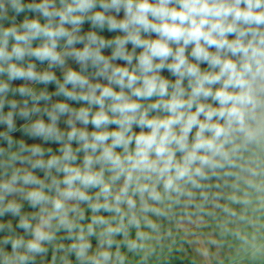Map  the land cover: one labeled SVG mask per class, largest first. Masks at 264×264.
I'll list each match as a JSON object with an SVG mask.
<instances>
[{
	"label": "clouds",
	"instance_id": "clouds-1",
	"mask_svg": "<svg viewBox=\"0 0 264 264\" xmlns=\"http://www.w3.org/2000/svg\"><path fill=\"white\" fill-rule=\"evenodd\" d=\"M9 10L16 15L36 12L46 22L25 17L17 25L13 16L10 26L0 23V124L7 126L0 140L8 145L0 147V168L5 170L0 217L18 216V227L24 230L16 234L11 222H0V232H8L0 239V264H35L49 245L51 264L60 251L74 254L78 264H125L121 247L147 253L160 231L157 220L173 214L174 207L191 215L190 205L200 213L211 202L238 220H245L249 210L264 212V0H0V21L9 19ZM121 10L123 19L108 14ZM85 21L124 35H81ZM153 33L156 39L142 35ZM37 40L40 44L33 47ZM78 43L84 46L76 48ZM106 47L112 48L111 56L103 54ZM137 48L142 49L138 55ZM26 57L47 61L49 69L64 68L66 59L73 58L81 70L65 69L61 82L50 70L37 71L32 62L25 65ZM89 67L95 69L93 78L107 84L93 83L86 74ZM164 69L176 77L174 82L161 75ZM16 79L55 82V95L87 106L76 109L57 102L41 109L38 102L51 98L47 90L11 88L10 81ZM10 91L30 98L33 106L28 99L22 107L8 100ZM153 97L154 102H147ZM18 108L23 118L41 111L48 116L49 123L36 119L23 130L59 142L60 155L13 140L9 133L16 128ZM62 115H68L70 131L58 127ZM89 124L94 131L87 130ZM109 125L117 128L109 130ZM134 126L141 131L134 132ZM46 151L51 154L47 159ZM81 152L83 160L77 164ZM36 169L44 171L43 179L34 174ZM213 187L231 191L210 192ZM17 195L38 211L22 214V203L8 198ZM221 198L228 203H219ZM81 204L92 213L86 225L80 223L85 220ZM230 204L240 205L241 211ZM258 221L248 222L253 228L264 226ZM227 223H221L223 231H228ZM60 232L71 241L68 247L54 243ZM93 236L98 244L90 255ZM117 236L122 239L117 241ZM243 242L252 260L264 259V242L257 234ZM8 244L11 251L3 247ZM197 251L210 255L207 249ZM61 260L68 264L67 256Z\"/></svg>",
	"mask_w": 264,
	"mask_h": 264
},
{
	"label": "crops",
	"instance_id": "crops-1",
	"mask_svg": "<svg viewBox=\"0 0 264 264\" xmlns=\"http://www.w3.org/2000/svg\"><path fill=\"white\" fill-rule=\"evenodd\" d=\"M7 2V0H5ZM25 3H31L32 0H24ZM39 2V0H37ZM96 10H102L99 9V7ZM110 15L116 16L117 19H123L124 18V12L123 10L120 11L119 14L113 12L108 13ZM9 19L0 21V23H3L5 27H8L12 23V17H15V23L19 25L23 22L25 17L29 19H39L41 23L46 22L42 16H40L36 12L31 11H25L20 13L19 15H16L14 12L9 10ZM89 31H95L98 35L104 37L105 39H113L117 35H124L123 32L120 31H109L107 26H105L103 29L99 28H93L90 21H85L84 24L81 26V35L87 34ZM145 36V38H151L156 39V35L153 33L150 36L148 34H142ZM233 36H230L229 39H233ZM63 41H61V46L63 45ZM40 44V41H34L33 47H36ZM84 45L82 43H78L75 45L76 48H82ZM127 48L129 51L132 50V45L129 43L127 45ZM142 51V49L137 48L136 53L137 55ZM189 53L191 51V48L187 50ZM214 51V49H213ZM103 54L105 56H111L112 48L106 47L102 50ZM189 59L192 58L189 56ZM28 62L32 63H38L39 60L32 58V57H26L24 64L26 65ZM195 62V61H192ZM118 66H127L126 62L123 60H115L113 61ZM135 63V60L133 61ZM202 70H206L208 68V65L206 63H202L200 65ZM67 68H71L75 71H80L81 66L75 61L73 58H67L66 64L64 68L61 67H53L52 69H49L52 71L58 80L63 82V76L64 71ZM95 72V69L89 67L87 71V75L90 79H92L93 83L99 82L101 84H107V81L102 78H93V73ZM161 75L165 78L175 81L176 77L170 73L167 69H164L161 71ZM6 79L5 77H2ZM185 86H187V80L184 81ZM11 88H19L21 86H24L22 79H16L10 81ZM69 88H71V85H68ZM47 90V92L51 95L50 100L39 101V104L37 105L41 109L48 107L51 108V105L57 102H64L67 103L70 107L73 108H80V107H86L87 104L84 102H77L75 100H70L64 97L63 95H55L57 92V86L55 82H51L48 84H43L37 89V92ZM115 90L119 91V88L117 87ZM8 100H16L18 102V105L20 107L23 106V101L25 99L29 100V107L31 108L32 101L30 98L24 97L18 92L13 93L9 92L7 96ZM155 97L152 98V101L147 102H154ZM146 102V103H147ZM211 103V101H208ZM10 110L7 103L5 104L4 112L7 113ZM98 110L94 108V111ZM19 108L17 109V114L14 116V122L16 125V128L14 131L9 133L13 140L20 141L23 140L24 143L28 146L32 145H39L45 150L48 148L52 149L51 154L60 155L58 149L60 148V143L55 141H45L42 137H32L28 135L24 130V126L31 123L32 121H35L36 119H43L46 123H49L48 116L41 111L40 113L32 114L29 118H23L18 114ZM152 115H156V113H152ZM163 115V114H161ZM68 115H62L58 121V127L62 131H70L69 125H67L66 121L68 119ZM202 118V117H201ZM77 127L83 128L84 125L77 123ZM117 128L116 125H109V130H115ZM7 126L6 124H0V132L6 131ZM87 130L89 132L94 131V126L89 124L87 125ZM133 131L136 133H139L141 129L137 126L133 127ZM144 131H148L147 129H144ZM195 129L193 130V133L191 135H194ZM190 135V138H191ZM73 148L78 147L79 145L74 141L72 144ZM0 147L7 148V142L4 140H0ZM134 147V145H133ZM18 148V145L13 146V150H16ZM117 151H122V149H117ZM47 151L45 152V159L49 158L51 155ZM83 153L78 154V160L77 164L82 163L83 160ZM180 155L179 153L177 154ZM17 167H22L26 165H20L17 163ZM4 169L0 168V178H4L3 173ZM34 174L37 175L39 178H44V171L40 169L34 170ZM55 175V173H53ZM63 174H60L62 178ZM212 183H215L213 181ZM31 187V186H29ZM243 187V185H241ZM91 191H96L95 189ZM210 192H217V191H223L225 193L230 192V188L225 189H217L215 187L209 189ZM239 194V193H238ZM9 199H16L20 203H22V214L25 215H31L38 211L37 209H33L30 204L27 201L21 200L20 197L17 196H10ZM197 202L199 201V198L197 199ZM219 203L221 204H227L228 201L226 199L221 198ZM230 207L234 208L237 212L241 211V206L237 204H230ZM85 211V220L81 221L82 224H87L90 222V217L92 215L91 210L88 209L86 204H81L80 206ZM214 213V215H209L207 213ZM187 213H191V215H186L185 210L180 207H174L173 214H171L168 217H161L157 220V217L151 216L150 218L153 220H157V222L160 224V231L159 233L154 234V239L149 242V251L147 253L140 252V253H132L128 252L126 247H121L120 251L123 255H125V264H264V259L259 260H252L249 255L247 254V247L248 245L244 244V238H248L250 241V238L253 234H257L261 238V242H264V226H258L257 228H253L252 224L248 221L256 222V218L259 217L258 225H264V212H257L253 213L250 210L246 214L245 220H238L236 218L228 217L226 213H224L220 208L213 207L212 203L209 202L205 205V210L203 212L197 213L194 206H189L187 208ZM99 215L109 217L111 214L106 212H101ZM225 220L228 221L227 223V229L228 231H223L221 228V223ZM0 222L7 223L11 222L14 232L16 234L23 235L24 230L22 228L18 227L19 217L13 216L10 213L5 214L3 217H0ZM145 231H148V229H144ZM7 229L5 231L0 232V239H2L5 235H7ZM66 233L60 232L57 234L58 238L54 242L55 244H64L65 247H68L71 243V241L62 239ZM131 236L132 238L135 237V229L131 230ZM27 238V237H26ZM117 241H120L122 239L121 236H117L115 238ZM92 249L90 251V255L94 254L97 250V238L95 236L90 238ZM209 241H215V243H210ZM6 251H11V245L8 244L6 246H3ZM49 251L47 254L43 256L36 257L35 264H51L52 256L54 254L53 252V246H48ZM197 249H207L210 253L209 256L205 257L202 256ZM116 249L113 248V251ZM57 260L56 264H63V261L61 260V257L67 256L68 264H78L76 261L74 254L65 253L63 251L56 252L55 253Z\"/></svg>",
	"mask_w": 264,
	"mask_h": 264
},
{
	"label": "built area",
	"instance_id": "built-area-1",
	"mask_svg": "<svg viewBox=\"0 0 264 264\" xmlns=\"http://www.w3.org/2000/svg\"><path fill=\"white\" fill-rule=\"evenodd\" d=\"M68 27H70V26H68ZM35 65H36V70L37 71L43 72V71L49 70L47 61H45L43 63L42 62H38V63H35ZM23 84H24V86L31 87V88H33L36 91H37V89L40 86L43 85V83H35V82H31V81H26V80H23ZM38 104H39V102H38Z\"/></svg>",
	"mask_w": 264,
	"mask_h": 264
}]
</instances>
